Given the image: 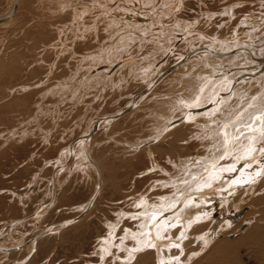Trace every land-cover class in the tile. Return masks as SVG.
I'll return each instance as SVG.
<instances>
[{"label": "rangeland", "instance_id": "1", "mask_svg": "<svg viewBox=\"0 0 264 264\" xmlns=\"http://www.w3.org/2000/svg\"><path fill=\"white\" fill-rule=\"evenodd\" d=\"M13 3L0 0L1 17ZM263 99L264 0H17L0 23V264H264L255 244L234 247L262 208ZM205 118L218 128L204 127ZM249 135L257 147L246 164L217 169L208 155L237 148L235 161ZM205 157V174L183 175V163ZM179 174L191 186L229 180L217 186L216 205L199 206L209 216L192 222L181 247L161 245L157 257L131 239L134 216L167 200L165 183ZM199 202L185 206L188 218ZM216 243L227 244L225 253ZM123 246L143 253L125 260Z\"/></svg>", "mask_w": 264, "mask_h": 264}, {"label": "bare ground", "instance_id": "2", "mask_svg": "<svg viewBox=\"0 0 264 264\" xmlns=\"http://www.w3.org/2000/svg\"><path fill=\"white\" fill-rule=\"evenodd\" d=\"M16 2H17V0H14V3H13V6H12V12L10 13V14H7V16H0V23H2V22H5V21H7V20H9L10 19V17L13 15V13H14V10H15V7H16ZM184 34V33H183ZM237 34V33H236ZM200 36V35H199ZM261 54V53H260ZM221 59V58H220ZM232 61V60H231ZM233 62V61H232ZM243 62V61H242ZM225 63V62H224ZM222 76V75H221ZM94 79V78H93ZM221 81V80H220ZM220 81H218V82H220ZM224 81V80H223ZM217 82V83H218ZM216 83V84H217ZM223 84V83H222ZM218 85V84H217ZM220 85H221V83H220ZM224 86H225V84H223ZM202 87V86H201ZM227 87V86H226ZM226 87H223V89L224 88H226ZM205 88V87H204ZM203 88V89H204ZM212 88H214L215 89V87H211V89H209V90H212ZM219 90H220V88H219ZM216 91V90H215ZM207 92V91H206ZM217 92V91H216ZM202 93H203V91H202ZM208 93H210V92H207L206 94H202V99H203V97H205V96H207L208 95ZM213 95V94H212ZM214 96V95H213ZM263 96V95H262ZM261 97V96H260ZM199 98V97H198ZM206 98V97H205ZM215 98H217L216 96H215ZM257 98H259V97H256V99ZM201 99V100H202ZM228 99V98H227ZM255 99V100H256ZM260 100H262L261 98H259ZM206 100V99H205ZM222 100V99H221ZM254 100V99H253ZM264 100V99H263ZM257 101L258 100H256V102L255 103H257ZM219 102V101H218ZM222 102V101H221ZM225 103V102H224ZM223 103V104H224ZM263 103H264V101H263ZM218 104V103H217ZM220 104H222V103H220ZM252 104V103H251ZM243 105V104H242ZM264 105V104H263ZM217 106H219V105H216V109H218V107ZM245 106V105H244ZM249 106V105H248ZM257 106H259V105H257L256 104V107ZM261 106V105H260ZM206 107V106H205ZM221 107H223V105H221L220 106V108L217 110V111H220V109H222ZM250 107V106H249ZM261 108H264L263 106L261 107ZM260 108V110H262V112H264L263 111V109H261ZM254 109L255 110H257L256 108H255V106H254ZM223 110V109H222ZM254 110V111H255ZM211 111H212V109H211ZM237 111H239L238 110V108H237ZM253 111V112H254ZM231 112V111H230ZM233 112H235V111H233ZM248 112V111H247ZM220 113H221V111H220ZM252 113V112H251ZM256 113V112H255ZM260 113V112H259ZM213 114V113H212ZM230 114V113H229ZM235 114H237V113H235ZM253 114V113H252ZM233 115V114H232ZM231 115V116H232ZM256 115V114H255ZM260 115V114H259ZM221 115H219V117H220ZM234 116V115H233ZM238 116V115H237ZM257 116V115H256ZM218 117V118H219ZM255 117V116H254ZM252 118V119H254L253 120V122L255 121V118ZM222 118H223V115H222ZM258 118V117H257ZM206 119L207 118H205V121H206ZM221 119V118H220ZM226 119H227V117H226ZM259 119V118H258ZM218 120V119H217ZM233 120V119H232ZM235 120V119H234ZM237 120V119H236ZM257 120V119H256ZM214 121L216 122V120L214 119V118H212V119H208L207 121H206V123L203 125L204 127H205V125L206 126H212V124L214 123ZM238 121V120H237ZM228 122V121H227ZM234 122V121H233ZM258 121H256V123H257ZM235 123V122H234ZM252 123V122H251ZM251 123H249V124H251ZM210 124V125H209ZM215 124V123H214ZM218 124V123H217ZM217 124H215V125H217ZM233 124V123H232ZM215 125H214V128H215ZM248 125V124H247ZM257 125H259L258 127H260V128H262L263 129V132H264V113L262 114V121H261V123L260 124H257ZM252 126V125H251ZM220 127V126H219ZM231 127V126H230ZM235 127V126H234ZM245 127V126H244ZM252 127H254V125L252 126ZM257 127V126H256ZM211 128V127H210ZM216 128H218V125H217V127ZM215 128V129H216ZM228 128H229V126H228ZM228 128H226V129H228ZM237 128H239V127H237ZM249 128V127H248ZM214 129V130H215ZM224 129V128H223ZM253 129V128H252ZM255 129H257L258 130V128H255ZM207 130V129H206ZM205 130V131H206ZM212 130V129H211ZM214 130H213V132H214ZM219 130V129H218ZM229 130V129H228ZM231 130V129H230ZM233 130V129H232ZM236 130H238V129H236ZM235 130V131H236ZM241 130V129H240ZM244 130V129H243ZM247 130V129H246ZM220 131V130H219ZM218 131V132H219ZM223 131H225V130H223ZM234 131V130H233ZM252 131V130H251ZM262 131V130H261ZM216 132V131H215ZM247 132V131H246ZM259 132V131H258ZM210 133V135H211V132H209ZM220 133V132H219ZM222 133V132H221ZM230 133V132H229ZM232 133V132H231ZM238 133V132H237ZM248 133V132H247ZM249 133H251V132H249ZM255 133V132H254ZM261 133V132H260ZM260 133H258L257 135H259ZM213 134V133H212ZM218 134V133H217ZM227 134V133H226ZM246 134V133H245ZM262 134V133H261ZM260 134V135H261ZM209 135V136H210ZM228 135V134H227ZM227 135H226V137H227ZM240 135V134H239ZM242 135H243V133H242ZM248 135V134H247ZM256 135V136H257ZM259 135V136H260ZM263 135V134H262ZM213 136L215 137V135L213 134ZM213 136H211V138H213ZM218 136V135H217ZM216 136V137H217ZM222 136V135H221ZM220 135H219V137H217L218 139L221 137ZM241 136V135H240ZM255 136V135H254ZM223 137V136H222ZM246 137V136H245ZM258 137V136H257ZM200 138V137H199ZM255 138L256 137H250V135H249V138H248V144L249 145H247V147H244V145L242 144L240 147H238V149H239V151H241L240 152V154L237 156L238 157V159H236L235 161H232V160H234L235 159V155L234 154H236V153H234L233 151L235 150V149H237V148H235L233 151H232V148L231 147H228L227 148V150L225 151L224 149V151L222 150V152L219 154V153H214L213 155H208V156H210V158H214L215 159V161H214V163H215V165L217 166V169H223V168H225L226 166H227V169L226 170H230L231 169V171H237L238 169H240V165H243V163L245 162V161H247V160H249L250 158H247V159H245V155H247V154H252V153H254L256 150H254V148H255V146L257 147V145H256V143H252L254 140H255ZM155 139V138H154ZM216 139V138H215ZM221 139V138H220ZM220 139H219V142H220ZM233 139V138H232ZM238 139V138H237ZM236 139V140H237ZM241 139V138H240ZM239 139V140H240ZM246 139H247V137H246ZM211 140V139H210ZM257 140V139H256ZM216 141V140H215ZM223 141V140H222ZM231 141V140H230ZM229 141V142H230ZM242 141H243V139H242ZM244 141H245V139H244ZM259 141V140H258ZM226 142H227V140H226ZM235 142V141H234ZM234 142L232 143V144H234ZM257 142V141H256ZM218 143V142H217ZM221 143V142H220ZM236 143V142H235ZM244 143V142H243ZM263 144V143H262ZM214 145H216V144H214ZM229 145H231V144H228V146ZM217 146H218V144H217ZM220 146V145H219ZM218 146V147H219ZM222 146V145H221ZM225 146H227V145H225ZM232 146V145H231ZM249 146V147H248ZM215 147V146H214ZM231 148V149H230ZM261 148V147H260ZM211 149V148H210ZM214 149V148H213ZM222 149V148H221ZM262 149V148H261ZM219 150V149H218ZM215 151V150H214ZM216 152H218V151H216ZM221 154H222V156H223V154H226L225 155V157H226V160L227 159H229V161L225 164V162H222L223 160H224V158L223 157H221V158H223V160L219 157V156H221ZM245 154V155H244ZM233 155H234V157H233ZM256 156V155H255ZM264 156V155H263ZM236 157V158H237ZM249 157V156H248ZM219 158V159H218ZM253 158V157H252ZM84 159V158H83ZM219 160L220 162H217L216 160ZM183 160V159H182ZM254 160V159H253ZM198 161V160H197ZM251 161V160H250ZM207 162V160H206V157L204 158V160H203V158L202 159H200L197 163H193V162H191L190 161V159H189V162L187 163V162H185V163H183V165H182V167H183V169H182V171L184 170V174L182 173V172H180V174H181V176H182V174L183 175H186V174H188L189 173V177H191L193 174H195V171L194 172H192L193 171V168L195 169V168H197L198 169V173L197 174H199L200 173V175L201 174H205V171H203V173L201 172V169H204V168H202V166H205V167H207V165H209V164H207L206 163ZM222 162V163H221ZM211 164L213 163V162H210ZM221 163V164H220ZM173 164V163H172ZM196 164H199L198 166H196ZM244 164H246V163H244ZM180 165H181V163H180ZM180 165H177L176 164V166H180ZM226 165V166H225ZM254 165V164H253ZM252 165V166H253ZM195 166V167H194ZM212 168V167H211ZM249 168H250V166H249ZM223 170H225V169H223ZM246 170V169H245ZM249 170H251L250 171V173L253 171L252 169H249ZM212 171V170H211ZM210 171V172H211ZM218 172V171H217ZM221 172H223V171H221ZM220 172V173H221ZM246 172V171H245ZM225 173V172H224ZM229 173V172H228ZM238 173V172H237ZM241 173H242V171H241ZM247 173V172H246ZM180 174H179V176H180ZM196 174V175H197ZM212 174V173H211ZM219 174V173H218ZM225 174H227V172L225 173ZM231 174V173H230ZM239 174H240V172H239ZM238 174V175H239ZM220 175V174H219ZM232 175V174H231ZM242 175V174H241ZM239 176V178H240V180H241V177L242 176ZM264 175V174H263ZM178 176V175H177ZM180 176V177H181ZM197 176H199V175H197ZM212 176V175H211ZM229 176V175H228ZM227 176V177H228ZM235 176H236V174H235ZM234 175H232V177H235ZM243 176H245V173H244V175ZM194 177V176H193ZM201 177V176H200ZM218 177V176H217ZM217 177L216 178H214V180H216L217 179ZM220 177V176H219ZM221 177H226L225 175L223 176H221ZM232 177H230L231 179H232ZM257 177V176H256ZM210 178V177H209ZM253 178V177H252ZM174 179V178H173ZM196 179V178H195ZM201 179V178H200ZM199 179V180H200ZM203 179H205V180H203ZM202 179V181L200 180L199 182L200 183H198V184H193L192 183V186L191 185H189V184H191V182H189V181H193V180H189V181H185V178H183L182 179V177L181 178H178V179H176V180H172V181H170V182H168V183H165L166 185H169V186H171V188H173V194H171V193H167V194H165L166 195V197L168 198L167 200L165 199V198H162L160 201H159V203L157 204V206L155 205V204H152V205H150V204H146V206L144 205V204H142V206L144 207V209L143 210H140L138 213L139 214H136L137 216H134L135 217V219H139V222H136V224H138V226L136 227L137 228V232L135 231V233H134V235H131V239H134L135 237H136V239L135 240H137L136 241V244H135V246L137 247V248H139L140 250H145V249H143V247H148L149 249L151 248L152 250H151V252L152 251H154V253H155V255H157V257H159V251H160V246L161 245H164L165 246V244H167V246L169 247V246H173V245H176V246H178V247H181L180 246V243H179V240L180 239H182L184 236L186 237V234H188L189 235V233H190V231H192L193 232V229L195 228L194 226V224L192 223V222H203L202 220H204L205 218H207L208 216H209V214L208 213H200V209H199V206H205L204 208H203V210H205V209H209V207H211V206H214V205H216L217 203H218V201L219 200H221L222 199V195H221V191H220V189H219V187H217V186H219V185H222L221 187H223V185H225V184H222L223 182H226L227 183V181L229 180V178L226 180V181H221L222 179L220 178V180L217 182L218 184H216V186H215V184L214 185H210L209 183H207L208 181H210L208 178H203ZM236 179V178H235ZM244 179V178H243ZM250 179V178H249ZM237 180H239V179H237ZM247 181V180H246ZM251 181H254V180H252L251 179ZM183 182H186L185 183V186H183ZM231 182H233V181H231ZM230 182V183H231ZM249 183H250V181H248ZM211 183V182H210ZM251 183H253V182H251ZM206 184H207V187H206ZM245 184V183H244ZM256 185V184H255ZM254 185V186H255ZM190 186V187H189ZM203 186H205L206 188L205 189H201V190H199V192H197V194H194V193H196L195 191L196 190H198V188H200V187H203ZM234 186V185H233ZM238 186H240V185H238ZM242 186V185H241ZM244 186V185H243ZM262 186V185H261ZM259 187V186H258ZM165 188V187H164ZM187 188V189H186ZM204 188V187H203ZM223 188H221V190H222ZM234 189V188H233ZM241 188L239 187V190H240ZM193 190H195V191H193ZM236 190V189H235ZM251 190H252V188H251ZM254 190V189H253ZM252 190V191H253ZM258 191V190H257ZM245 192V191H244ZM248 192V191H247ZM192 193V195H190ZM200 193V194H199ZM194 194V195H193ZM227 194V193H226ZM240 194V193H239ZM242 194V193H241ZM250 194V193H249ZM206 195H210L209 197H207L206 199H205V197L204 196H206ZM251 195V194H250ZM163 196V195H162ZM162 196H159L158 197V200L162 197ZM226 196V195H225ZM255 198H257V197H255ZM199 199V200H198ZM200 200H203V201H200ZM241 200V199H240ZM194 201H200L199 203H200V205H196L195 206V208H192L193 210L194 209H197L196 211H195V213L191 216L189 213V218L187 217V213L185 212V211H187V210H185V206H187V205H192L191 203H193ZM204 201L206 202V201H208V202H210V204H203L202 205V203H204ZM153 202V201H152ZM165 202L166 203H168L169 205L167 206V205H165ZM254 202H256L257 203V200H255ZM258 202H260V204L262 205V208H261V211H260V213H259V215L257 216L258 217V221L256 222V223H254V225H252V228L245 234L244 233V238L243 239H241L240 238V240H244V241H241L240 243L238 242V243H236L235 245H234V247H238L239 245H242V244H255V248H254V251H255V254H260V255H264V194H262V197H260V200H258ZM171 203V204H170ZM150 205V208H148V206ZM180 205H182L181 207H180ZM230 205H233V203L232 204H230ZM229 205V207H231ZM181 209H180V208ZM160 208V209H159ZM180 209V210H178L177 211V213L176 214H173V215H171V214H169V212H172V211H174V210H176V209ZM190 208V207H189ZM159 209V210H158ZM190 210V211H193V210ZM202 209V208H201ZM161 212L162 213H164V215L163 216H165V215H168V217H167V219L165 218V219H163V220H161L160 218H161ZM189 212V211H188ZM198 212H199V214H198ZM148 213V214H147ZM174 213V212H173ZM192 213V212H191ZM183 214V215H182ZM141 216H143L142 217V219H140L141 218ZM162 216V217H163ZM177 216H179L178 218H177ZM207 216V217H206ZM184 218V219H183ZM159 220H161V221H159ZM182 220V223H180L179 221H181ZM179 226H178V225ZM193 224V225H192ZM177 225V226H176ZM199 225V224H198ZM111 226H112V223H111ZM173 226H176V228H178V229H172V227ZM191 226H193L191 229H190V227ZM113 228H115V227H110L109 229H110V231H112V229ZM167 228H170L171 230H172V232L169 230V232L167 233V234H165L164 235V231L167 229ZM189 229H190V231H189ZM195 230H196V228H195ZM195 230H194V232H195ZM126 233H128V232H126ZM133 233V232H132ZM202 233V232H201ZM111 234V233H110ZM129 234H130V232H129ZM129 234H127V235H129ZM193 234V233H192ZM125 236L124 237H127V235L126 234H124ZM130 236V235H129ZM197 237V236H196ZM109 238V237H108ZM128 238V237H127ZM186 239V238H185ZM207 239V238H206ZM141 240V243H139V241ZM198 240H200V243H202V239L200 238V239H198ZM239 241V240H238ZM134 242V241H133ZM215 242V241H214ZM213 242V243H214ZM217 242V241H216ZM218 242H220V241H218ZM121 243V242H120ZM123 243V242H122ZM177 243H179V245L177 244ZM212 243V244H213ZM221 243H223V242H221ZM228 243V242H227ZM235 243V242H234ZM107 244V245H106ZM169 244V245H168ZM217 244V243H216ZM106 245V247L105 248H108L110 245H111V241H107L106 243H104V246ZM210 245V244H209ZM219 244H217V245H215V246H212V249L213 248H215L216 246H218ZM226 245L227 244H223V245H220V247L219 248H215V250L216 251H218V252H221V253H225V250H226ZM245 245V246H246ZM249 245V246H250ZM121 246V245H120ZM211 246H209V247H211ZM117 247H119V246H117ZM131 247V246H130ZM230 247H233V246H231L230 245ZM123 248H124V246H123ZM132 248V247H131ZM124 250V252H125V250H126V252L124 253L125 255H124V257H125V260H127V259H129L130 257H132L133 258V256H135L136 255V257L137 256H139L140 255V253L142 252L143 253V251H139L138 250V252H131V249L130 250H128V249H123ZM162 250V249H161ZM168 250V253H169V248L167 249ZM200 250V249H199ZM106 251V250H105ZM163 251V250H162ZM198 251V250H197ZM228 251V250H227ZM153 253V252H152ZM143 255H145V254H143ZM153 255V254H152ZM194 255V254H193ZM195 256H196V254H195ZM153 258V257H152ZM155 258V257H154ZM162 258V257H161ZM176 258V257H175ZM210 258V257H209ZM139 259V258H138ZM163 259H166L165 257L163 258ZM121 260V262H122V259H120ZM130 260V259H129ZM147 259H146V257H145V259H144V261H142L141 260V262H139V264H145V263H147V261H146ZM172 261H173V258L171 259ZM223 260V259H222ZM131 261V260H130ZM166 260H164V262H165ZM168 261V260H167ZM183 261V260H182ZM226 261V260H225ZM225 261H224V263H225ZM145 262V263H144ZM159 262V261H158ZM178 262V261H177ZM220 264V263H219Z\"/></svg>", "mask_w": 264, "mask_h": 264}, {"label": "crops", "instance_id": "3", "mask_svg": "<svg viewBox=\"0 0 264 264\" xmlns=\"http://www.w3.org/2000/svg\"><path fill=\"white\" fill-rule=\"evenodd\" d=\"M151 17V16H150ZM150 17H148V18H150ZM137 18H139V16L138 17H136V19ZM147 17H145V15H144V17H140V22H144V24H146L147 22H146V20L148 19ZM138 20V19H137ZM117 24V23H116ZM120 29L118 30V33H115L114 34V39L111 41V43L112 42H116V40H117V38L118 37H120ZM147 35H149L148 33H146ZM179 35V34H178ZM170 41L172 40L171 38L169 39ZM117 42H119V43H121V42H123V41H121V40H119V41H117ZM137 43H139V41H135V43L134 44H137ZM171 45H173L171 42H169ZM114 50L113 51H115V52H117V51H122V49L124 48V44L123 43H121L120 44V47H118V46H113L112 47ZM170 49V50H169ZM172 50V46L170 47H167V50H166V53L168 54L170 51ZM108 51V50H107ZM117 55V54H116ZM94 57H97V56H94ZM94 60V58L91 60V61H93ZM104 62V61H103ZM103 62H101V63H103ZM120 63H122V60H120L119 61ZM119 62H116V63H114V65L109 69V72L111 71V70H113V68H114V66L115 65H117V64H119ZM155 64V63H154ZM154 64H146L144 67H146V66H150L151 68H154ZM102 65V64H101ZM95 70L93 69L92 71H91V73H93ZM100 76H104V75H102L101 73H100ZM103 77H100V82H99V84H101V82L103 81V80H101ZM79 83H81V82H78V83H73L74 85H77V84H79ZM68 87V86H67ZM68 89V88H67ZM81 147L84 149L86 146H79V147H77L76 149H80L81 150ZM85 151V150H84ZM74 153V152H73ZM88 154V153H87ZM87 158H88V160H89V154L86 156ZM74 159V161H76V159L75 158H73ZM79 161L77 160V163H78ZM73 163V162H72ZM90 163L92 164V163H94L93 161H91L90 160ZM95 164V163H94ZM93 164V165H94ZM75 165H77V164H75ZM61 167H62V165H60ZM77 166H80V165H77ZM94 167H95V165H94Z\"/></svg>", "mask_w": 264, "mask_h": 264}]
</instances>
